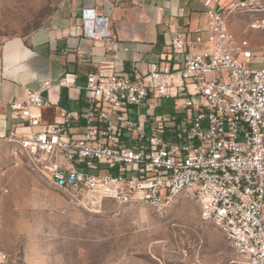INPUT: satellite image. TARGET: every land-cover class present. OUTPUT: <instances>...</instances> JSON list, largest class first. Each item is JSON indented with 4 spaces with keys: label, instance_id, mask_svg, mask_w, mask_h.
I'll use <instances>...</instances> for the list:
<instances>
[{
    "label": "built area",
    "instance_id": "obj_1",
    "mask_svg": "<svg viewBox=\"0 0 264 264\" xmlns=\"http://www.w3.org/2000/svg\"><path fill=\"white\" fill-rule=\"evenodd\" d=\"M220 1L205 0L206 27L172 32L168 56L145 73L101 60L80 88L83 111L60 108V120L46 123L43 94L72 88L77 75L39 81L10 103L15 123L0 134V154L87 204L192 199L243 264H264V52L238 40L227 19L244 9L250 28L264 30V0ZM80 20L82 38L117 51L108 18L82 9ZM161 99L176 102L168 119Z\"/></svg>",
    "mask_w": 264,
    "mask_h": 264
},
{
    "label": "rangeland",
    "instance_id": "obj_2",
    "mask_svg": "<svg viewBox=\"0 0 264 264\" xmlns=\"http://www.w3.org/2000/svg\"><path fill=\"white\" fill-rule=\"evenodd\" d=\"M61 0H0V44L43 27ZM250 13L227 12L238 40L264 51ZM264 14V13H261ZM260 14V15H261ZM168 119L176 108L161 99ZM0 264H243L200 206L178 196L157 207L87 204L0 154Z\"/></svg>",
    "mask_w": 264,
    "mask_h": 264
},
{
    "label": "crops",
    "instance_id": "obj_3",
    "mask_svg": "<svg viewBox=\"0 0 264 264\" xmlns=\"http://www.w3.org/2000/svg\"><path fill=\"white\" fill-rule=\"evenodd\" d=\"M247 0H221L229 8ZM205 0H61L47 23L26 38H11L0 44V134L15 123L10 103L36 90L39 81H57L65 72H74L72 88L56 85L43 97L50 103L44 121H59V109L83 111L85 75L101 60H114L117 72L148 70L152 62L169 54L171 34L184 29L193 32L207 24ZM94 9L108 18L109 27L119 43L115 52L109 41L96 42L81 37L76 27L81 10ZM126 48V50H124ZM254 52L256 47L252 46ZM257 50V49H256ZM264 52V51H262ZM259 52V53H262Z\"/></svg>",
    "mask_w": 264,
    "mask_h": 264
}]
</instances>
